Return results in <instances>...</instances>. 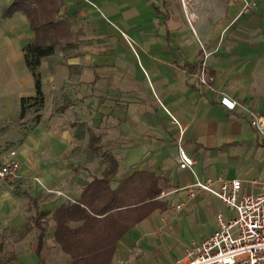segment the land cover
<instances>
[{
    "label": "crops",
    "instance_id": "crops-1",
    "mask_svg": "<svg viewBox=\"0 0 264 264\" xmlns=\"http://www.w3.org/2000/svg\"><path fill=\"white\" fill-rule=\"evenodd\" d=\"M15 1L28 3L0 0V148L18 135L22 179L0 186V264H76L77 256V264H171L217 228L194 235L199 207L216 198L195 180L240 178L243 191L260 190L251 181H264V134L244 108L264 119V0L244 14L236 0H43L37 13L52 21L40 32L54 48L38 66L40 118L34 122V111L23 132L20 98L35 88L23 47L35 31L22 8L3 13ZM203 50L213 86L236 100L233 110L209 88L198 96L193 72ZM179 142L192 170L178 166ZM140 172L160 181V193L95 215L76 256L67 252L54 213L80 203L95 177L107 175L115 189ZM141 179L150 177L133 180L132 197L145 193ZM154 200L164 205L148 207ZM97 242L104 259L90 252Z\"/></svg>",
    "mask_w": 264,
    "mask_h": 264
},
{
    "label": "built area",
    "instance_id": "built-area-1",
    "mask_svg": "<svg viewBox=\"0 0 264 264\" xmlns=\"http://www.w3.org/2000/svg\"><path fill=\"white\" fill-rule=\"evenodd\" d=\"M239 13H249L255 6L256 0H236ZM185 4V0H181ZM190 23V21H188ZM193 30V28H192ZM127 41L132 42L126 36ZM209 52L203 50L201 61L193 72L197 86L198 96L204 88L216 91L214 76L211 67L207 64ZM219 103L227 110L238 106L235 99L224 92H219ZM250 114V124L264 134V119L256 116L252 111L244 108ZM171 122L178 124L171 116ZM179 168L191 169L194 164L180 142L177 146ZM22 179L20 163L16 158V149H8L0 156V186L16 183ZM39 181V178H36ZM257 184L260 190L256 193L242 190L243 182L240 178H206L195 180L193 186L202 192L218 198L225 210L232 214L225 216L218 212L215 216L216 229L199 241H190L185 248L182 258H177L171 264H264V181H251ZM48 193L55 192L63 195L59 189H47ZM182 203H175L174 207L180 209ZM162 223H168L167 218Z\"/></svg>",
    "mask_w": 264,
    "mask_h": 264
},
{
    "label": "trees",
    "instance_id": "trees-1",
    "mask_svg": "<svg viewBox=\"0 0 264 264\" xmlns=\"http://www.w3.org/2000/svg\"><path fill=\"white\" fill-rule=\"evenodd\" d=\"M32 3L36 8H32ZM42 3L43 0H28L25 7L22 6L21 3L15 1L3 9V13H8L9 11L16 10L17 8H22L24 13L30 18L31 28L35 31V36L32 41L27 42L23 47V59L25 60V64L30 73H32L34 79V94L32 96H22L20 98V112L24 113L25 107L34 108V110L37 111L35 113L34 122L40 118L38 110L44 104V94L41 87V73H39L38 66L41 59L51 53L54 48V43H44L43 34L41 35L46 24L48 25L52 21L47 18L43 19V17L38 15L37 7L42 6ZM41 30L42 32H40ZM133 176L134 175L124 179V181L121 182L115 189L108 188L107 184L111 178L107 175H104L101 178L95 177L93 181L86 185L83 196L79 200L80 203L67 202L54 213L53 218L56 222V239L67 252L76 256V248L83 244L84 234L89 232V229L93 231L96 229L95 224L97 222V217L95 215L104 213H106V215L110 214L114 210L122 209L121 207L127 208L133 203H139L145 195H148L149 199H152L156 194L160 193L161 187L158 186L160 185V181L155 176L152 177L150 174L144 172H140L138 175ZM137 176L138 179L141 176L142 178L143 176L150 177V179H148L149 181L147 182H144V180L141 179L140 183L144 186V190L146 191L137 197H132L131 193L135 190V188H139V186L133 184V180ZM134 193H136V191H134ZM96 201L101 202L102 206L96 207L95 209L94 206ZM146 204L142 203L139 207L135 208L146 206ZM156 205L163 206L164 202L154 200L152 203H148V207H154ZM120 213L122 214V212ZM69 220L82 221V223L75 227H70L67 226ZM80 235L81 238H79ZM102 248L103 251H108L106 246L97 242V244H94L90 252L94 257L104 259L105 256H101ZM78 258L79 256L74 257L76 264L79 262Z\"/></svg>",
    "mask_w": 264,
    "mask_h": 264
},
{
    "label": "rangeland",
    "instance_id": "rangeland-1",
    "mask_svg": "<svg viewBox=\"0 0 264 264\" xmlns=\"http://www.w3.org/2000/svg\"><path fill=\"white\" fill-rule=\"evenodd\" d=\"M39 110H38V113H39ZM34 111L35 113L37 112L36 110H34V108L25 107L24 113L20 112L19 119L21 123L19 125H21V131L23 129L25 130L28 129L31 126L32 120L34 118V115H33ZM11 137L12 136H10L7 142L1 146L0 154H2L3 152H6L10 148L16 147L13 145V143L18 140V135L16 134L13 136V138ZM224 209L225 208L223 204L217 198H212L208 200L207 205L199 207V212H198L199 214L196 217L194 216V220H196V223L198 224V226L194 227L193 229L195 232L194 235L198 237L202 231H206L207 229L213 228L211 226L216 224L215 214L218 212L224 213Z\"/></svg>",
    "mask_w": 264,
    "mask_h": 264
}]
</instances>
